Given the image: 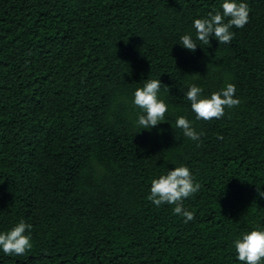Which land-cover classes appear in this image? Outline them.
Wrapping results in <instances>:
<instances>
[{"label": "trees", "instance_id": "16d2710c", "mask_svg": "<svg viewBox=\"0 0 264 264\" xmlns=\"http://www.w3.org/2000/svg\"><path fill=\"white\" fill-rule=\"evenodd\" d=\"M223 2L0 0V234L23 220L33 244L0 264H241L235 240L264 231V0H236L250 16L230 44L180 42ZM148 79L168 106L153 129L133 104ZM228 83L240 105L197 120L189 87ZM180 166L201 185L188 223L147 199Z\"/></svg>", "mask_w": 264, "mask_h": 264}, {"label": "clouds", "instance_id": "9594fccd", "mask_svg": "<svg viewBox=\"0 0 264 264\" xmlns=\"http://www.w3.org/2000/svg\"><path fill=\"white\" fill-rule=\"evenodd\" d=\"M222 12L215 14L209 12L206 18L195 19V40L190 34L180 37L184 49L195 53L198 47L196 41L203 45L210 44V38L214 37L219 44H230L235 33L232 28L243 29L249 23L250 9L246 3H237L236 0H224L221 5ZM193 75L192 77H196ZM161 80L148 79L144 81L142 88L134 92L133 104L139 108L142 114L138 115L137 126L144 129H153L165 120L168 106L158 99L161 89ZM164 86V85H163ZM165 87V86H164ZM168 88V87H165ZM203 88L191 85L185 93V98L190 102L191 110L195 113L197 120L211 121L221 119L225 115V109L238 107L241 101L234 98L236 86L228 83L220 91L211 94L210 98L202 96ZM176 127L181 129L183 135L192 141H200L202 133H197L192 123L180 116L177 118ZM222 139V137H219ZM197 146H200L199 144ZM201 189L198 182H194L190 170L185 166L175 167L167 174L161 175L151 183L150 195L147 197L156 207L164 204L174 206L173 212L182 215L185 223L194 220L195 214L186 211L183 207L185 199L193 197ZM258 195L264 198V190L257 187ZM31 224L21 220L10 231L0 234V249L8 256H22L33 247L30 233ZM241 264H264V231L254 230L244 234L242 238L234 242Z\"/></svg>", "mask_w": 264, "mask_h": 264}]
</instances>
